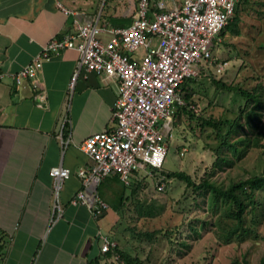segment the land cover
<instances>
[{"label":"crops","instance_id":"1","mask_svg":"<svg viewBox=\"0 0 264 264\" xmlns=\"http://www.w3.org/2000/svg\"><path fill=\"white\" fill-rule=\"evenodd\" d=\"M102 1L0 0V72L5 74L0 80V264H87L100 253L102 236L112 237L123 216L125 186L131 184L115 172L98 186L109 204L102 214L71 203L82 186L79 168L92 162L81 144L114 128L120 81L82 68L71 89L80 52L68 47L44 62L39 89L30 79L17 83L11 76L52 37L73 29L75 15L58 2L79 11L82 19L98 18L110 27L131 24L138 0H111L107 8ZM140 50L133 53L137 61L145 51ZM40 90L46 94L43 105H38ZM60 164L71 175L60 191L58 216L50 170Z\"/></svg>","mask_w":264,"mask_h":264},{"label":"rangeland","instance_id":"2","mask_svg":"<svg viewBox=\"0 0 264 264\" xmlns=\"http://www.w3.org/2000/svg\"><path fill=\"white\" fill-rule=\"evenodd\" d=\"M110 1L103 0L101 4L107 8ZM237 14L239 33L228 31L223 35V42L213 49L214 61L204 65L203 72L188 85L192 92L189 108L195 115L181 112L174 117L163 166L154 173H149L151 168L137 170L138 178L131 175V185L125 186L128 199L111 238L145 264H259L264 257V204L255 210L248 206L244 227L249 231L242 227L226 239L222 235L224 229L235 222L219 219L223 205L212 206L209 191L167 175L181 170L196 183L209 177L229 184L264 174V0H240ZM219 62L225 66L222 71L217 70ZM182 87L185 92V84ZM232 87H256L260 93L262 102L255 128L248 124L246 114L253 107V99ZM202 118L218 120L219 130L203 124ZM234 120L243 128L236 125V131L231 132ZM245 134L259 136L260 140L258 144L250 141L240 155L228 144H222L223 135L232 142ZM241 144L237 142L238 146ZM219 155L231 158L232 164H217ZM162 176L166 187L159 191L156 183ZM255 200L264 203V188L255 190ZM99 264L126 263L116 253L102 257Z\"/></svg>","mask_w":264,"mask_h":264},{"label":"built area","instance_id":"3","mask_svg":"<svg viewBox=\"0 0 264 264\" xmlns=\"http://www.w3.org/2000/svg\"><path fill=\"white\" fill-rule=\"evenodd\" d=\"M239 1L138 0L131 24L122 27H110L98 18L82 19L77 16L79 11L58 2L63 11L75 15L73 29L52 37L31 62L11 74L12 78L17 83L30 79L39 89L44 62L68 47L80 52L71 89L82 68L120 81L113 110L114 128L91 134L81 144L92 162L79 168L82 186L71 203L85 204L99 216L109 207L98 191L106 176L115 172L131 184L130 176L137 170L151 168L149 173H154L163 166L171 122L180 106L186 104L182 85L214 61L213 49L223 42L222 31L234 18ZM108 32L110 36L104 38ZM140 48L145 51L137 61L133 53ZM218 64L217 70L222 71L224 64ZM4 75L0 72V80ZM37 97L38 105H43L45 91H38ZM50 173L53 210L60 216V191L71 169L60 164ZM156 187L159 191L165 189V176ZM102 238L103 251L116 245L109 235Z\"/></svg>","mask_w":264,"mask_h":264},{"label":"trees","instance_id":"4","mask_svg":"<svg viewBox=\"0 0 264 264\" xmlns=\"http://www.w3.org/2000/svg\"><path fill=\"white\" fill-rule=\"evenodd\" d=\"M238 9V7H237ZM236 14L232 21L226 26V28L222 31V35H225L228 31L232 33H239L238 28V14ZM216 61V60H215ZM204 66L201 67V72L204 70ZM197 79L196 77H192L187 79L185 84V92L184 97L186 100V104L183 106H180L179 111L175 116H179L181 112H185L186 114H190L191 116H194L195 113L189 106L191 105V98H192V92L189 90V83L195 82ZM217 83L231 87L230 84H227L224 81L216 80ZM233 89L237 90V92H240L241 94H244V96H247L249 99H253L254 104L253 107L247 111V122L248 124H251V127L255 128L256 120L255 117H258L260 115V112L258 111V107H260L262 98L260 96V93L257 92L256 87H252L251 90L244 89L242 87H232ZM203 124H209L212 125V127L217 128L219 130V121L215 119H206L202 118ZM227 123V122H226ZM236 125H241L243 128V124H241L238 120H234L231 122L230 131L235 132L236 131ZM260 140L259 136L254 137H248L245 135L240 136L235 141H229L226 135L222 136V144H228L231 149H233L234 153L236 155L242 154L246 150V146L249 144L250 141H253V143L258 144ZM237 142H241V146L237 145ZM231 158H229L226 155H219V157L216 160L217 164H232ZM169 177L176 176L181 179H184L187 181L188 185L195 186L198 190H205L209 191L211 194V205L216 207L218 204L223 205V211L221 212V216L219 219H232L234 220V225L231 226L229 229L223 231V236L226 239H229L230 236H232L234 233H237L240 228L244 231H249L250 228L244 227V223L246 221V210L249 205H251V210H255L256 206L261 205L263 206V201H256L255 200V190L264 188V174H259L255 176H251L245 179H240L236 181H232L229 184H225L224 182H218L217 180H212L209 177H205L202 179L201 182L196 183L194 180H192L191 176H189L186 172L178 170V171H170L167 173ZM250 188V191L248 190ZM263 211V210H262ZM218 224H221V220H217ZM116 253H119V258L123 260L126 264H145L139 256L132 255L129 251L123 250L118 245L112 246L110 249L103 251L102 248H100V253L91 258L87 264H99V261L102 257H111L114 256ZM259 264H264V257L261 258Z\"/></svg>","mask_w":264,"mask_h":264}]
</instances>
